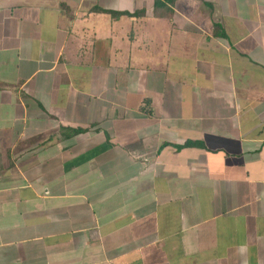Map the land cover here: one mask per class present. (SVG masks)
Wrapping results in <instances>:
<instances>
[{"label": "crops", "instance_id": "obj_1", "mask_svg": "<svg viewBox=\"0 0 264 264\" xmlns=\"http://www.w3.org/2000/svg\"><path fill=\"white\" fill-rule=\"evenodd\" d=\"M0 264H264V0H0Z\"/></svg>", "mask_w": 264, "mask_h": 264}]
</instances>
